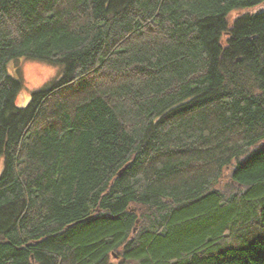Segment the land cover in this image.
Listing matches in <instances>:
<instances>
[{
	"label": "trees",
	"instance_id": "trees-1",
	"mask_svg": "<svg viewBox=\"0 0 264 264\" xmlns=\"http://www.w3.org/2000/svg\"><path fill=\"white\" fill-rule=\"evenodd\" d=\"M261 2L0 0V264H264Z\"/></svg>",
	"mask_w": 264,
	"mask_h": 264
},
{
	"label": "rangeland",
	"instance_id": "rangeland-1",
	"mask_svg": "<svg viewBox=\"0 0 264 264\" xmlns=\"http://www.w3.org/2000/svg\"><path fill=\"white\" fill-rule=\"evenodd\" d=\"M264 10V2L259 4L235 8L226 15V20L229 25L238 17ZM226 34H222L224 38ZM64 65L61 63L51 64L46 61L31 59V58H17L13 59L8 64L9 72L20 78L22 81V89L15 96L16 106H24L29 100L30 93L46 83L49 80L59 78L63 73ZM17 74H16V73ZM2 170V162H0V172Z\"/></svg>",
	"mask_w": 264,
	"mask_h": 264
},
{
	"label": "water",
	"instance_id": "water-1",
	"mask_svg": "<svg viewBox=\"0 0 264 264\" xmlns=\"http://www.w3.org/2000/svg\"><path fill=\"white\" fill-rule=\"evenodd\" d=\"M121 172V171H120ZM120 172H119V174H120ZM89 216H87L86 218H88Z\"/></svg>",
	"mask_w": 264,
	"mask_h": 264
}]
</instances>
